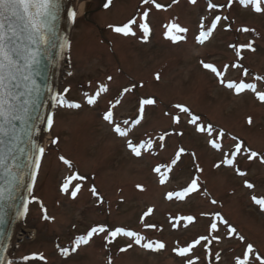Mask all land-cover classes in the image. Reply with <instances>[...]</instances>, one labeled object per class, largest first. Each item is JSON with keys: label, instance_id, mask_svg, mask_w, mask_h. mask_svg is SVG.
<instances>
[{"label": "rangeland", "instance_id": "374dc122", "mask_svg": "<svg viewBox=\"0 0 264 264\" xmlns=\"http://www.w3.org/2000/svg\"><path fill=\"white\" fill-rule=\"evenodd\" d=\"M75 2L79 11L70 35L71 67L64 79L62 73L58 88L68 86L65 92L68 102L81 107L64 105L53 114L54 123L44 143L47 150L33 187L35 199L31 198L18 233L14 264H108L109 257L112 264H186L188 259L194 260V264H234L236 257L242 258L248 243L256 250L250 259L264 254V210L253 200V197L264 198V162L261 161L264 102L251 90L236 94L201 63H211L223 71L225 82L238 83L243 79L255 83L256 91H264V80L255 79L264 76V14L241 5L239 0H232L231 7L226 6L228 0H211L225 5L215 9L208 8V0H196V3L155 0L163 5L160 9L145 5L143 0H114L111 8L98 13L97 1L75 0L73 7ZM145 10L149 11L150 27L146 39L136 26H133L136 34L125 36L122 41L109 36L105 25L126 23L133 18L139 21ZM84 11L88 13L82 18ZM217 15L228 19H222L209 39L199 43L195 37L199 35L201 20L210 25ZM172 23L188 29L182 34L172 32L184 39L174 42L165 35ZM245 27L252 31H242ZM249 42L255 51L240 48L239 56L230 47L239 48ZM237 63L242 67H232ZM245 68L247 76L243 74ZM156 74L160 75L159 80ZM101 85H106L108 90L99 92L96 103L88 104L87 97L96 95ZM133 85L131 93L121 95L125 87ZM141 98H153L156 103L145 106L144 119L135 125L131 122L138 116ZM117 99L121 103L112 109L114 120L121 127H125L123 121H129L126 137L118 136L113 126L103 119V114ZM175 104L187 106L215 131L211 135L198 132L189 123L190 116L173 109ZM166 112L180 115V124L173 125ZM220 129L225 132L222 140L218 138ZM166 131L172 135L165 137L163 148L157 147L159 135ZM178 132L183 135H175ZM233 136L244 142V148L259 155L250 160V153L242 152L236 157L234 167L223 164L215 167L223 154L208 141L217 139L223 144L224 152H228L234 145ZM149 137L156 145L150 151L142 149L140 157L127 147L128 141L138 144ZM50 138L57 142L50 145ZM179 147H184L186 152L171 171L162 167L166 177L162 184L160 174L153 169L157 164H170ZM191 153H195V158ZM60 156L72 166L65 165ZM197 166L202 171H197ZM236 167L246 174L238 175ZM76 174L86 179H71ZM193 178L198 179V192L182 200L167 198L168 192L181 191ZM66 179L69 193L61 191ZM245 180L254 187H246ZM77 183L81 188L72 198L70 192ZM92 186L103 198L102 203L91 193ZM212 200L217 203L212 204ZM150 208L152 212L145 216ZM45 210L50 219H44ZM215 212H220L237 232L229 235L226 226L216 218L219 230L210 233L211 214ZM188 215L194 217L192 222L181 219ZM100 224L110 229L123 227L137 231L145 237L142 244L160 241L165 247L155 251L145 249L123 235L109 242L102 233L94 234L87 245L71 251L77 236ZM145 224L155 227L147 228ZM32 231L34 236L28 238ZM201 235L218 236L219 240L202 241L185 257L174 251ZM241 235L244 241L239 239ZM128 244L132 248L121 252ZM60 247L68 248L69 254L62 255ZM33 253L42 254L45 259H23ZM216 253L220 255L219 260L215 259Z\"/></svg>", "mask_w": 264, "mask_h": 264}, {"label": "snow or ice", "instance_id": "6c2138e0", "mask_svg": "<svg viewBox=\"0 0 264 264\" xmlns=\"http://www.w3.org/2000/svg\"><path fill=\"white\" fill-rule=\"evenodd\" d=\"M112 0H108V3L105 4V7H108L111 4ZM175 3L176 0H173ZM192 3H196V0H191ZM145 5L151 6L154 5L156 9L163 7L162 4L156 3L155 0H143ZM241 5L246 7H251L258 14H264V0H239ZM232 0H228L227 7H231ZM218 6L223 7L225 5H217L208 0V8L215 9ZM60 0H0V168L4 169L6 176L5 183L0 185V222H3L4 215H6L5 208L14 207L11 203L14 200V193L19 191L20 187L23 186V181L25 175L31 177L32 183L27 185V192L29 195L32 193V184H34L37 176V170L41 166V158L45 152V149L40 145L36 144L31 137V131L35 127L34 121L44 119L41 117L37 111L40 107L41 101L40 98L45 92L51 91L46 84L38 82V77L41 76V56L46 53V46L52 41V38L56 35L55 33V21L58 18L60 12ZM68 16L70 18H75L76 12L69 11ZM149 17V11L145 10L140 16V20L133 18L128 20L123 26H112V30L116 33L123 34L124 36L135 35L133 31V26L138 27L142 30L144 38H147V35L150 32V27L147 22ZM227 20L228 17H221L219 15L215 16V19L211 21L210 25H205L203 19L200 24L199 35L195 39L203 44L209 37L212 35L213 31L216 29L217 24L221 20ZM168 32L165 33L170 39L174 42L184 39L182 35H172V32L176 33H186L187 28L181 27L178 23H172L167 26ZM244 32L252 31L249 28H242ZM68 44L67 40H64V43L61 44V48L66 47ZM236 51V55H240V48H247L252 51L255 49L252 46V43L249 42L246 45H240L237 48L235 45H230ZM205 69L211 70L218 78L219 82L222 85H225L228 89H232L236 94H241L246 90H251L255 93L258 99L264 102V91H256V84L251 82H245L241 79L238 83L235 81H227L223 79L224 72L219 70L216 66L211 63H205L201 61ZM232 67H242L240 64H233ZM224 69H227V65L224 66ZM244 76L248 75V69L243 70ZM112 77L109 76L108 80H111ZM156 79H160V75L156 74ZM256 80H264V76L255 77ZM135 85L131 87H125L122 90L121 95L126 93H131ZM107 86L101 85L100 89L97 91L96 95L88 96V104L96 103L97 96L99 92H106ZM65 92L68 89L64 90ZM57 104H63L64 101L59 93L52 97ZM121 103L120 99L115 100L114 103L110 104L109 109L103 114V119L107 121L110 125L113 126V131L120 137H126L128 135V125L129 121H123L125 127H121L119 123H116L114 120L113 110L117 105ZM156 103L153 98H141L139 99V109L138 116L131 123L139 125L144 119L145 106L154 105ZM69 108H80L81 105L78 103H69L67 105ZM174 110H178L179 113L186 114L191 117L189 123L196 126V129L200 133H208L211 135L215 129L211 124L205 125L200 121L198 115L192 114L191 110L183 104H175L172 106ZM166 116H169L173 125H179L181 117L180 115H172L170 112L165 113ZM32 121L33 123H30ZM47 124L51 128L54 123L53 116L49 115L46 117ZM249 124H251V118H249ZM172 135L171 132H164L159 135L158 141L159 144L156 145L151 137L140 141L138 144H134L132 141L127 142V147L131 149L133 154L136 157L142 155V149L145 151H150L154 145L157 147L163 148L165 137ZM177 136H182L183 133H175ZM225 136L223 129L219 130V139ZM25 137L27 139L25 140ZM232 141L234 145L230 148V151L224 152V146L222 143L217 142V139H210L208 142L211 147L215 150H219L223 154V159L215 165V167H220L223 165L235 166V160L238 155L242 152H249L248 159L257 157L259 154L250 149L243 147L244 142L238 137L233 136ZM56 140H53L52 143H56ZM186 152L184 147H179L175 151L174 158L171 159L170 164L160 165L157 164L153 171L157 174H160V182L163 184L166 180V177L161 172L162 167L166 168L167 171H171L174 166L178 164L181 160L182 155ZM23 155L26 158L27 163H23L22 169L17 173L15 171L18 168H21L19 162V156ZM192 157L195 158V153H191ZM59 159L67 166L71 167V162L66 159L64 156H60ZM261 161L264 162V157H261ZM236 172L240 176H244L246 173L241 171L236 167ZM197 171H202L197 166ZM71 179H77L83 181L86 179L84 176H79L78 174L71 177ZM245 185L248 188H253L254 185L249 181L245 180ZM81 184L77 183L75 187L71 190L70 194L72 198L77 196V193L80 191ZM137 188L143 190L141 185H137ZM200 190V185L198 179L193 178L191 182L184 187L181 191L177 192H168L167 198L169 200L174 197L178 200H182L185 197L189 196L192 193H196ZM61 191L64 193H69V182L66 179L61 186ZM93 196H97L100 202H103V198L99 197L95 186H92L90 189ZM35 199V197H32ZM253 200L257 205L260 206L261 210H264V198L257 199L253 197ZM212 204H216V200L211 201ZM29 201L27 198L23 202V211L17 210V215H23L24 212L28 210ZM152 212V209H148L144 215L147 216ZM201 215H209L208 213H201ZM213 219L209 224L208 231L214 233L219 230L218 221L216 218H219V223H222L226 226V230L229 235L237 232V229L234 228L229 222L223 218L220 212H215L211 214ZM44 219H50L45 210ZM188 222H192L194 217L192 215L185 216L181 218ZM143 220V217H142ZM144 227L153 228L155 225L145 224ZM106 234L105 239L110 240L116 238L118 235H123L133 239L135 245H140L145 249L160 250L165 247V245L160 241H149L142 244V241L145 239L139 232L133 230H126L123 227H116L115 229H110L107 225L100 224L91 227L85 235H79L74 240V246L71 251L75 252L81 245H87L91 238L95 235ZM239 239L244 241L245 237L240 236ZM212 240H219L218 236L201 235L198 238L194 239L186 247H179L174 249L177 254L181 257L187 256L195 246L200 245L202 241L211 243ZM132 244H128L125 248H121V252H125L128 249L132 248ZM60 252L62 255L67 256L69 254V249L66 247H60ZM254 251L252 243L247 244L246 251L242 253V258L236 257L234 264H256L259 261V264H264V254L256 255L254 258L250 259V254ZM25 261H36L44 260L42 254L33 253L31 256H24ZM215 259L219 260V253L215 254ZM7 264H12V261H8ZM108 264H112L111 257L108 258ZM186 264H194V260L188 259Z\"/></svg>", "mask_w": 264, "mask_h": 264}, {"label": "water", "instance_id": "95a60500", "mask_svg": "<svg viewBox=\"0 0 264 264\" xmlns=\"http://www.w3.org/2000/svg\"><path fill=\"white\" fill-rule=\"evenodd\" d=\"M74 0H60V12L55 21V33L52 41L46 46V53L41 56V76L38 77V82L46 84L51 91L45 90L40 98L41 104L37 109L39 115L44 119L34 121L35 127L31 131L32 140L42 145V139L48 124L46 117L52 115L55 101L52 99L57 93L59 74L62 59L65 55L66 47L61 48V44L66 39L69 42L71 32L72 18L68 16V12L73 10ZM30 123H33L30 121ZM27 137H25V140ZM21 168L16 169L17 173L22 169L23 163H27L23 155L18 154ZM8 179L3 168H0V185H3ZM31 177L25 175L23 186L19 191L14 193V200L11 203L14 207L5 208L6 215H4L3 222H0V264H6L7 256L13 248L14 236L19 226L22 215H17V210L23 211L24 199H28L27 185L31 183Z\"/></svg>", "mask_w": 264, "mask_h": 264}, {"label": "flooded vegetation", "instance_id": "af4514ba", "mask_svg": "<svg viewBox=\"0 0 264 264\" xmlns=\"http://www.w3.org/2000/svg\"><path fill=\"white\" fill-rule=\"evenodd\" d=\"M91 1H97L98 2V6L97 7H99V10H97V13L99 11H102V10H107L111 5L113 6V4H114V0H112L111 4L108 7H105V4L108 3V0H84V2H86V3L87 2H91ZM96 9H98V8H96ZM87 13H88L87 11H84V14L82 15V18L85 17ZM76 20H77V18H75L72 28L74 27V25L76 23ZM94 23L98 25L97 22H94ZM124 23H125V21H122L120 23H111L109 25H105V29L107 28V30L109 31V36L110 37L112 36L113 38H117V39L125 38V36L123 34L116 33V32H114L112 30V28L109 27L110 25H112V26H123ZM137 28L135 30L138 32ZM139 31H140V29H139ZM106 40H109V39H106Z\"/></svg>", "mask_w": 264, "mask_h": 264}, {"label": "bare ground", "instance_id": "6f19581e", "mask_svg": "<svg viewBox=\"0 0 264 264\" xmlns=\"http://www.w3.org/2000/svg\"><path fill=\"white\" fill-rule=\"evenodd\" d=\"M111 7H112V5H111L109 8H111ZM109 8H108V9H109ZM73 11H75L76 13H78V11H79V6H77V8H76V2H75V7H74ZM77 17H78V16L76 15L75 18H77ZM119 39H120L121 41L124 40V39H122V38H119ZM46 138H47V139L49 138V137H48V134L45 136V141L47 140Z\"/></svg>", "mask_w": 264, "mask_h": 264}]
</instances>
